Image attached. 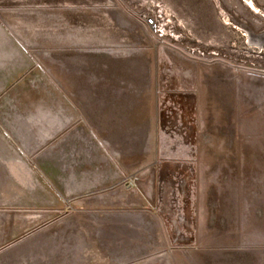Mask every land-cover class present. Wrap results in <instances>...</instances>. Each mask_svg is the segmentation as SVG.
<instances>
[{
	"label": "rangeland",
	"instance_id": "obj_1",
	"mask_svg": "<svg viewBox=\"0 0 264 264\" xmlns=\"http://www.w3.org/2000/svg\"><path fill=\"white\" fill-rule=\"evenodd\" d=\"M97 100L159 107L160 252L90 228L48 180L71 130L147 148L148 125L128 141L112 108L74 107ZM0 264H264V0H0Z\"/></svg>",
	"mask_w": 264,
	"mask_h": 264
},
{
	"label": "crops",
	"instance_id": "obj_2",
	"mask_svg": "<svg viewBox=\"0 0 264 264\" xmlns=\"http://www.w3.org/2000/svg\"><path fill=\"white\" fill-rule=\"evenodd\" d=\"M93 104L81 101L74 107H95L101 124L108 116L105 108H112L109 114L112 124L136 125L133 135L126 138L128 141L141 139L138 125H148L143 132L147 148H138L137 144L134 150L126 151L105 148L96 142L97 133L93 136L92 132L71 130L65 132L63 160L48 161V180L90 228H103L105 235L117 244L141 245L146 251L160 252L161 246L166 245V228L156 192L164 164L163 150L161 153L158 146L166 137L159 125V107L155 101L139 105L131 101L97 100ZM69 124L71 127L72 122ZM133 175L140 177L138 189L122 190L120 182ZM142 258L152 260L154 256Z\"/></svg>",
	"mask_w": 264,
	"mask_h": 264
},
{
	"label": "built area",
	"instance_id": "obj_3",
	"mask_svg": "<svg viewBox=\"0 0 264 264\" xmlns=\"http://www.w3.org/2000/svg\"><path fill=\"white\" fill-rule=\"evenodd\" d=\"M148 20L150 24H155V21H156L155 19H148ZM121 185L127 191L134 190L138 185V176L133 175V176L127 177L126 179L122 181Z\"/></svg>",
	"mask_w": 264,
	"mask_h": 264
},
{
	"label": "bare ground",
	"instance_id": "obj_4",
	"mask_svg": "<svg viewBox=\"0 0 264 264\" xmlns=\"http://www.w3.org/2000/svg\"><path fill=\"white\" fill-rule=\"evenodd\" d=\"M249 2H250V4H251V6L254 7L255 10H257V8L255 7L254 3H253L252 1H249ZM247 38H248V40L250 41V43L253 42V41H252V40H253V37H252V36L247 35Z\"/></svg>",
	"mask_w": 264,
	"mask_h": 264
}]
</instances>
